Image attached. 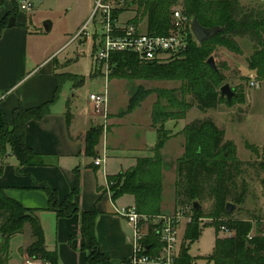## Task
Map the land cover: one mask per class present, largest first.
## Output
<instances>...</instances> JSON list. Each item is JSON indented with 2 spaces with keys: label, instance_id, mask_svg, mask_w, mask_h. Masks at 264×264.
<instances>
[{
  "label": "trees",
  "instance_id": "trees-1",
  "mask_svg": "<svg viewBox=\"0 0 264 264\" xmlns=\"http://www.w3.org/2000/svg\"><path fill=\"white\" fill-rule=\"evenodd\" d=\"M137 4V14L131 22L138 24L139 13L147 19L146 31L149 34L164 35L170 27L172 7L177 0H131ZM5 0H0V6ZM13 11L0 21V37L8 26L9 20L17 15V5L12 0ZM183 12L190 19L196 18L205 28H220L219 33L211 40L198 43L193 35L189 36L187 48L174 56L167 63L141 62L134 54L118 53L111 55L110 62L116 65L113 76L120 78H138L142 80L182 81L192 102H181L178 110H166L159 101L153 106L152 120L157 124L160 120L180 121L188 112L196 107L201 112L216 109L227 102L233 105L242 101L243 90H235L236 96L231 102L221 96L220 89L224 85V76L219 66L213 69L208 60L214 56L218 48H225L236 54L242 50L237 38H248L254 44L253 54L248 58L250 70L255 71L260 80H264V7L258 5L249 11L236 0H184ZM97 48L93 47V54ZM114 78V77H112ZM72 74L57 75L58 88L54 99L41 106L26 109L19 107L14 113V124L9 127L5 114L0 110V148L2 153L9 147L12 153L24 166L43 165L42 157L35 154L25 142L26 125L31 120L43 119L50 107L57 100L62 85L68 81H77ZM83 80L76 82L77 85ZM132 108V107H131ZM185 135L184 155L177 161L175 197L178 208H189L193 221L188 224L184 239L195 242L200 238L203 221L213 219L217 224V233L221 229L218 220L230 218L228 227L234 236L217 238L213 264H264V236L255 234L249 237L254 227L251 219L234 218L226 209L228 203L240 206L247 193V184L239 183V175L250 162L238 158L234 142L225 140V132L215 121L208 118L196 119L187 124L183 130ZM157 143L154 156L136 160L134 167L116 176L108 178L113 199L124 195L135 198V209L138 214L149 217L163 215L161 198L163 192L161 154L167 141L174 137L157 131ZM100 131L91 129L86 138V153L94 158L99 144ZM249 149H252L250 147ZM112 183V185L110 184ZM79 190V176L73 192L60 201L55 189L47 186L48 207L45 211L54 212L59 218H70L81 214V233L84 239L83 249L88 251V264H108V259L101 254L95 234V221L98 211H81L74 201ZM212 201L209 212L203 208L196 209L195 203L203 204ZM202 206V205H201ZM37 210L25 208L11 199L0 187V264H6L10 256V241L24 233L29 226L32 243L25 253L32 259L45 264H58L56 251H49L45 246L44 230ZM210 223V224H211ZM204 224V223H203ZM152 230V226L149 227ZM260 225L257 228L259 232ZM147 254L158 255L162 249L159 238L150 233L145 240ZM193 258L184 253L176 259L175 264H193ZM129 263V261H128Z\"/></svg>",
  "mask_w": 264,
  "mask_h": 264
},
{
  "label": "crops",
  "instance_id": "crops-1",
  "mask_svg": "<svg viewBox=\"0 0 264 264\" xmlns=\"http://www.w3.org/2000/svg\"><path fill=\"white\" fill-rule=\"evenodd\" d=\"M12 11V1L5 0L4 4L0 6V21ZM33 11L34 13L31 16H25V14L18 12L14 17L15 25L11 28L7 26L0 37V110L5 114L9 127L13 126L14 113L19 107L31 109L52 101L58 88L57 75L67 74L56 68L55 62L58 59H52L55 53L47 59H33L32 50L30 49L32 35H38L45 31L43 27V29L39 27L36 28L35 32H30L27 25L29 20L32 21L31 17L35 15L36 10ZM140 23L142 24V21ZM53 29L54 24L51 22V30L47 33L52 32ZM81 29L82 27L78 29L77 34ZM144 30H146V27ZM92 41L94 46L93 38ZM238 70L245 73L243 74L245 78L257 77L256 72L250 70L249 65L245 69L239 68ZM262 83L261 88H249V90L243 91L244 98L240 101V104H245L248 112L242 121L236 124L238 133L233 136L232 140H229L240 144L238 137L242 138L249 148L255 146L258 151L260 150L259 152L264 151V127L261 134L263 138L259 142L251 143L247 141V137L252 138L254 133L252 124L249 123H251L253 113L257 111L255 109L256 105H263L264 118V80ZM63 86L57 100L50 107L49 113L43 119L31 120L26 125V145L35 154L42 157L40 161H44L45 164L24 166L9 147H7L5 153H2L0 148V187L5 189L6 194L11 199L19 202L25 208L38 211L37 215L44 230L45 246L47 250L57 252L58 264H88L89 252L83 249L81 214H75L70 218H59L54 212L45 211L48 207V196L45 188L49 186L55 189L59 200L62 201L73 192L78 175L79 190L74 196V201L81 211H98L95 221V234L101 254L108 259V264H128L133 250L130 242L132 231L127 221L121 215H118L116 210L135 207V198L132 195H124L114 200L108 185V178L134 167L138 158L152 156L133 157L134 164L126 167L130 160L124 159L126 156L119 152H113L117 151V148L113 147L112 143L110 145L108 142L105 143L103 137L96 147V156L94 158L88 156L86 153V138L89 131L97 127L96 122L100 118L93 114L92 103L88 101L85 107L87 109H84L86 115L84 117L80 116L77 120L76 113L72 112V108L74 106L77 108L79 105H76L79 102L75 99V95L64 100L65 98L62 95ZM255 90L263 91V95L257 94ZM213 110L215 109L208 111ZM206 117H211V115L206 114L200 119ZM191 121L188 119L184 128ZM177 135L178 133L166 142L162 149L163 154L167 143L173 140L180 138L182 146L185 145V135ZM238 144L235 143L237 146ZM182 146L179 151L177 148L174 152L175 165L172 171V186L170 189L174 202L177 180L176 165L185 151ZM237 152L239 153V149H237ZM97 159L103 161L99 166L94 163ZM110 161H114V164H110ZM117 167L118 170H112L110 173V169ZM165 175L166 170L163 160V187ZM126 198L128 201L125 200ZM161 208L164 211L162 198ZM172 209L174 211L171 213H162L173 214L181 208H177L175 203ZM205 224L209 225L207 222ZM187 225L183 223L179 226V241L184 238ZM232 236H234V232L229 237ZM217 238L223 237L216 234L215 243ZM32 240L30 228L26 226L23 234L14 236L10 241L11 258L13 259L14 252H16L14 257L19 256L22 250L29 247Z\"/></svg>",
  "mask_w": 264,
  "mask_h": 264
},
{
  "label": "rangeland",
  "instance_id": "rangeland-1",
  "mask_svg": "<svg viewBox=\"0 0 264 264\" xmlns=\"http://www.w3.org/2000/svg\"><path fill=\"white\" fill-rule=\"evenodd\" d=\"M124 1V8L126 10L121 16L123 22L132 20L137 14V4H132L131 0ZM183 1L177 0V4L172 7L170 21L174 11H183ZM15 2L17 12L23 13L25 16H31L34 13V11H21L20 0H15ZM31 2L36 11L35 15L31 17L32 21H28L27 27L30 29V32H35L37 30L36 28L39 27L44 28L43 24L46 21L54 24L52 32L47 33L44 31V33L39 30L43 33L32 35L30 49L32 50L33 59H47L55 53L52 59L56 58L59 60L55 62L56 68L62 73L77 76V81H68L63 84L62 93L65 98L64 100L75 95V99L79 102L76 105H79L77 108L75 106L72 108V112L74 111L76 113L77 120H79L80 116L84 117L86 115L84 109H87L85 107L87 102L90 101L91 94H107V120L102 119V115L92 109L93 114L100 118L96 122V128L100 131L99 143L102 137L105 143L108 142L109 145L112 143V146L117 148V151L112 150L113 152H119L123 156H126L124 159L130 160L126 167L134 164L132 161L133 157L154 156L155 143L158 139L157 131L160 130L165 134L171 135L177 133L178 135L183 134V128L188 119L195 121L204 115L206 116V114H210V118L224 130L226 141L232 140L233 136L238 133L236 124L240 123L248 112L246 105L240 104L241 102L238 100L232 106L225 102L213 111L201 112L194 107L188 112L184 120H160L157 124H154L152 111L156 102L159 101L160 105L165 109L167 108L166 110L168 111L178 110L177 106L181 102H192L182 81H148L138 78H120L119 76H113L116 70L115 64L112 65L110 62L109 65L112 66V70L108 73L105 70V66L102 67L101 64L96 66L92 56L94 46L91 35L94 28L93 24H90L91 9L93 7L91 0H31ZM238 2L241 6L245 7L246 11L259 5L248 0H240ZM138 16L140 18L139 22L142 21L140 27H142L143 32L147 26V19L142 16V13H139ZM81 27H85L83 31L89 34L88 37L86 34H81L78 38L79 33L77 34V32ZM236 41L242 50L241 54H236L225 48H218L213 58L216 66H219L221 74L224 76V85L229 84L233 90H249V88H252L250 85L251 80L245 78L243 76L245 73H242L238 69L248 67L247 60L253 54L254 44L248 38H237ZM100 70L102 72H99ZM81 80H83V83L77 85L76 82ZM258 80L260 79L258 78ZM262 85L263 83H261L260 88ZM255 91L257 94L263 95V91ZM259 105L255 106V109L257 111L259 110V112L256 111L257 113H253L252 119L250 120L251 123H249L252 124L254 133L252 138L247 137V141L254 144L263 138L261 136L264 127L263 105H260V107ZM180 140L178 138L175 141L173 140L167 143L164 154L161 151L166 170L162 196L164 211L161 208L163 213H171L174 211L172 207L175 203L177 206L176 197L174 202L170 189L172 186V171L175 165L174 152L177 148L178 151L180 150L182 146ZM238 142L240 144L234 142L238 144V146L236 145L237 149H239V153L237 152L238 158L243 162H250L251 165L246 166L245 170L239 175V183H243L244 181L247 184V193L243 202L240 206H236L232 214L234 218L251 219L254 221L252 235H263L264 224L258 222L264 220V151L259 152L260 150L258 151V148L255 146L249 149L247 143L239 137ZM111 163L114 164V161H110ZM118 169V167L110 169V173L112 170L116 171ZM110 184L112 185V183ZM125 200L128 201L127 198ZM201 205L205 212H209L213 207V202L207 201ZM222 219L228 218H221L220 220ZM211 220L214 222L213 219ZM203 223L201 224L203 232H201L202 235L198 241L191 243L185 241L184 238L179 241L177 247L178 257L183 256L184 253H188L193 258V264H213L211 262V256L215 249L216 234L223 238H228L230 235L221 229L217 233V224L215 223L209 225ZM219 223L225 225L222 221H219ZM227 224L226 227L230 229ZM259 225L260 229L258 232L257 228ZM25 251L22 250L19 256L15 257L14 254L16 252H14L13 259L10 253L9 260L6 264H25L27 260L32 259Z\"/></svg>",
  "mask_w": 264,
  "mask_h": 264
},
{
  "label": "built area",
  "instance_id": "built-area-1",
  "mask_svg": "<svg viewBox=\"0 0 264 264\" xmlns=\"http://www.w3.org/2000/svg\"><path fill=\"white\" fill-rule=\"evenodd\" d=\"M91 1L93 7L90 24H93L94 28L91 36L94 39V46L97 48L93 58L95 65L105 66L107 73L112 70V66L109 65L111 55L118 53L134 54L141 62L167 63L187 48L189 36L193 35L191 30L192 19L181 10L172 13L170 27L166 34L155 35L149 34L146 30L142 32L141 23L135 24L131 20L122 21L121 16L126 10L124 0ZM248 1L264 7V0ZM33 8L31 0H20L21 11L31 12ZM84 28L79 31L78 38L81 34H86L88 37L89 34L83 31ZM100 71L102 72V70ZM257 78L256 76L250 77L252 88H260L263 80L260 81ZM89 99L93 110L100 113L104 120H107V94H91ZM102 162V160L97 159L94 163L99 166ZM116 212L127 221L132 231L130 242L133 250L128 264H175L178 257L179 226L182 223L190 224L194 219L189 208H181L173 214H163L156 217L140 215L135 207L117 209ZM228 219L219 221L225 223L221 226V230L231 235L233 230L226 227V224L230 221ZM200 220L205 223L208 221L206 219ZM209 221L212 222L211 219ZM253 223L254 221H252ZM258 223L264 224V220ZM150 226H152V230H150ZM150 233L157 236L162 244L161 251L155 256L146 253L145 240ZM252 233L249 237L252 236ZM25 264L45 263L40 260L29 259Z\"/></svg>",
  "mask_w": 264,
  "mask_h": 264
},
{
  "label": "water",
  "instance_id": "water-1",
  "mask_svg": "<svg viewBox=\"0 0 264 264\" xmlns=\"http://www.w3.org/2000/svg\"><path fill=\"white\" fill-rule=\"evenodd\" d=\"M14 25H15V18L12 17L8 23V27L11 28ZM43 26H44V30L46 32H49L51 30V22L50 21H46L43 24ZM191 30H192V33H193L196 41L198 43H203V42H207V41L211 40L213 37H215L219 33L220 28H218V27L205 28L202 25H200V23L198 22V20L196 18H194L192 20V23H191ZM208 64L213 69L217 70V66H216V63H215V60L213 57H211L208 60ZM220 93H221V96L225 97L228 102H231L236 95L235 91L230 87L229 84L223 85L220 89ZM194 207L196 209L202 208V206L198 203H195ZM226 209H227L228 214L231 215L234 212V210L236 209V206L232 203H228L226 206ZM207 223L210 224V221L208 220Z\"/></svg>",
  "mask_w": 264,
  "mask_h": 264
}]
</instances>
